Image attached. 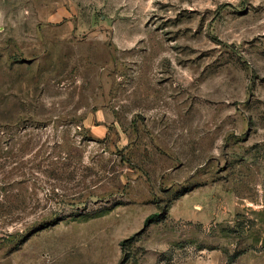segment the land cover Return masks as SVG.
Returning a JSON list of instances; mask_svg holds the SVG:
<instances>
[{
    "label": "rangeland",
    "instance_id": "obj_1",
    "mask_svg": "<svg viewBox=\"0 0 264 264\" xmlns=\"http://www.w3.org/2000/svg\"><path fill=\"white\" fill-rule=\"evenodd\" d=\"M0 264H264V0H0Z\"/></svg>",
    "mask_w": 264,
    "mask_h": 264
},
{
    "label": "trees",
    "instance_id": "obj_2",
    "mask_svg": "<svg viewBox=\"0 0 264 264\" xmlns=\"http://www.w3.org/2000/svg\"><path fill=\"white\" fill-rule=\"evenodd\" d=\"M152 216H154V213L148 215V216L144 219V223H143L144 226H147V225H148L149 220H150V218H151Z\"/></svg>",
    "mask_w": 264,
    "mask_h": 264
}]
</instances>
